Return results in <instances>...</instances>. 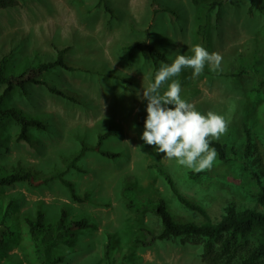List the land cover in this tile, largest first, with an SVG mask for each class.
Segmentation results:
<instances>
[{"label": "rangeland", "instance_id": "374dc122", "mask_svg": "<svg viewBox=\"0 0 264 264\" xmlns=\"http://www.w3.org/2000/svg\"><path fill=\"white\" fill-rule=\"evenodd\" d=\"M107 1L114 15L98 7L99 0H14L0 7V61L9 56L7 73L52 62L56 46L70 47L66 60L81 69L71 72L52 67L38 79L53 88L76 91L82 102L57 96L43 84L15 88L5 107L22 110L48 128H29L30 141H18L21 127L2 118L0 168L27 166L44 172L63 168L64 160L79 150L81 140L93 145L100 133L109 129L119 132L103 145L119 157L88 152L78 164L80 170L67 173L80 195L91 194V202H73L57 181L39 187L20 183L0 188L1 215L13 201L6 217L10 230H0V264H38L24 222L25 214L35 213L38 201L43 202L49 218H58L66 208L69 220L86 217L91 224L74 242L56 246L62 257L59 264H105L109 237L116 264H206L201 244L176 240L143 247L135 243V238L141 237V225L160 226L152 214L139 216L125 206L122 189L128 184L151 197H164L177 220L198 218L177 201L152 166L167 167L180 190L202 203L215 221L221 219L228 203L242 208L241 221L250 217L251 209H261L257 198L234 179L242 178L248 165H231L226 172L206 169V174L191 179L188 173L192 169L164 158L144 143L140 138L144 126L137 119L139 113L146 112L142 93L164 63L155 66L148 55L137 49L130 52L126 45L140 41L144 48L155 47L173 60L178 53L191 56L197 44L210 53H220L221 70L213 72L206 65L203 73L193 78V70L186 68L175 79L181 81V97L195 104L198 111L225 117L228 128L220 139L236 144L253 123L264 125V93L254 91V78L247 73L229 75L254 63L264 66V0H231L219 15L217 9H209V3L220 0H201L198 5L192 0ZM4 89L5 85H0V94ZM166 89L167 84L161 91ZM252 148V164L264 174V147L256 142ZM216 162L217 158L213 164Z\"/></svg>", "mask_w": 264, "mask_h": 264}, {"label": "trees", "instance_id": "16d2710c", "mask_svg": "<svg viewBox=\"0 0 264 264\" xmlns=\"http://www.w3.org/2000/svg\"><path fill=\"white\" fill-rule=\"evenodd\" d=\"M14 0H1L0 7H7ZM155 1V0H153ZM198 5L201 0H192ZM231 0L212 1L209 9H217L219 15L222 7ZM98 7L103 6L107 13H114L107 0H99ZM114 15V14H113ZM132 52L139 50L143 55H148L155 66L159 62L171 64L174 60L169 58L164 52L155 47H143L142 42L137 41L126 45ZM56 59L46 64L31 67L19 73H7L9 56L5 55L0 61V85H5V89L0 94V120L9 118L16 122L22 129V134L17 136L18 141L30 138L27 134L29 128L47 130V125L36 117L26 114L16 108H6L5 102L9 94L17 87L25 88L28 84H43L49 87L51 93L60 96L73 103L81 104V97L76 91L68 89L53 88L40 78L44 71L54 67H61L67 71H79L81 68L67 62L66 54L70 47H55ZM247 73L254 78V91L264 93V66L256 63L238 68L234 73L229 74L233 77H240ZM147 112L138 114V123L144 126ZM253 128H246L239 143H232L226 139H213L211 147L217 150V162L210 170L221 172L228 171L231 165L243 163L248 165V171L240 179H236L240 187L250 193L261 205L260 210L249 211L250 217L241 221L238 219L242 208L235 203H228L223 206L221 219L214 220L209 215L202 203L190 198L177 186L169 169L162 165L152 166L163 176L177 201L188 210L194 212L198 218L186 221L177 220L176 215L169 207L166 199L162 196L151 197L137 191L132 185L128 184L122 189V196L125 206L134 211L139 216L148 213L152 214L159 221V229L151 228L148 225L140 226L141 237L135 238V243L143 247H151L160 241L180 240L183 244L203 245L201 257L206 264H264V174L253 166L250 150L256 142H260L264 147V125L252 124ZM119 132L109 129L97 136L95 144H87L84 140L80 141L79 150L67 160H64L63 168H55L52 171L44 172L33 167L15 166L11 170L0 168V188L13 186L15 184L26 183L30 187L47 185L51 181H57L64 186L73 202H91V194L86 192L80 195L75 185L66 176L70 170H80L79 162L88 152H97L106 158H117L118 153L103 148L104 142L110 137L118 136ZM2 137L0 135V147ZM154 147V146H152ZM218 172V171H217ZM206 174V171H189L191 179H197ZM250 188L251 190L249 191ZM254 188V190H253ZM13 201L7 205L6 213H0V230H10L6 224L7 213ZM43 202L36 203L35 213H27L24 222L28 227L30 238L33 243L34 253L38 264H59L62 257L57 253L56 246L59 244H70L74 242L80 231L89 229L91 224L89 219L84 217L80 220H69V211L62 208L57 218H49ZM2 205H0L1 211ZM112 242L109 237L105 247V264H116L111 253Z\"/></svg>", "mask_w": 264, "mask_h": 264}, {"label": "clouds", "instance_id": "9594fccd", "mask_svg": "<svg viewBox=\"0 0 264 264\" xmlns=\"http://www.w3.org/2000/svg\"><path fill=\"white\" fill-rule=\"evenodd\" d=\"M191 51V56L178 53L171 64H162L154 82L143 89L147 116L140 138L164 158L202 172L212 168L218 153L211 141L227 131L228 121L213 111L202 114L195 104L183 99L181 81L175 78L186 68L193 70V78L200 76L206 65L213 72L221 70L223 57L200 44ZM165 84L167 89L162 92Z\"/></svg>", "mask_w": 264, "mask_h": 264}]
</instances>
